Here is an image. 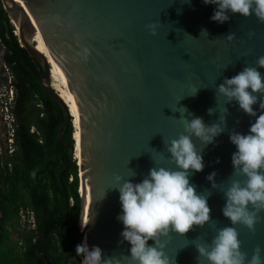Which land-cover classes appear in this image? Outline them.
<instances>
[{"label":"water","instance_id":"95a60500","mask_svg":"<svg viewBox=\"0 0 264 264\" xmlns=\"http://www.w3.org/2000/svg\"><path fill=\"white\" fill-rule=\"evenodd\" d=\"M0 4L16 26L18 44L41 67L39 87L64 109L65 118L57 127L60 138L61 127L67 126L70 117L50 86L48 61L32 40L35 32L74 96L80 244L86 239L89 250L102 249V259L115 257L122 264H133L125 259L131 245L123 240L124 225L117 219L122 208L119 191L112 189L117 187L115 175L139 183L154 166L175 168L166 158L170 155L166 145L185 131V116L201 117L211 125L219 122L227 107L225 131L214 143L204 146L192 137L197 148H203L205 167L189 179L198 194L210 193L212 220L184 236L172 232L170 238H162L164 251L175 257L176 264H209L203 257L198 261L195 244L210 243L219 228L233 226L248 259L257 245L264 257V210L254 234L243 225H231L222 211L224 191L231 181L246 179L233 174L232 154L237 148L230 133L248 134L256 117L216 92L225 77L257 66L258 57L264 55V23L254 14L245 17L231 12L228 21H213L217 5L203 0H0ZM153 22L157 23L155 35L146 27ZM249 32L255 35L250 37ZM229 33H235V39L227 40ZM258 71L264 76V68ZM253 108L257 114L264 111L259 102ZM69 149L72 157L73 146ZM214 171L215 188L206 179ZM90 218L82 232L81 220Z\"/></svg>","mask_w":264,"mask_h":264},{"label":"clouds","instance_id":"9594fccd","mask_svg":"<svg viewBox=\"0 0 264 264\" xmlns=\"http://www.w3.org/2000/svg\"><path fill=\"white\" fill-rule=\"evenodd\" d=\"M185 2L190 3V0ZM203 3L217 5L211 20L219 23L230 19L229 12L245 17L254 14L264 23V0H203ZM146 27L151 29L153 35L156 34V22ZM253 35L254 32H249L250 37ZM225 38L231 41L235 39V33H229ZM256 65L244 67L238 74L231 78L225 77L216 86V92L224 96L227 103L236 101L246 114L256 117L248 134L235 130L230 133V141L237 148L232 154L233 174L246 179L231 181L224 191L226 203L222 209L231 225H243L253 234L260 219L259 213L264 210V111L257 114L253 108L259 102V108L264 110V76L258 71V68H264V55L258 57ZM183 108L185 113L188 112L186 107ZM208 112L211 115L213 108L208 109ZM226 114L211 125H206L201 117L191 114L192 118L188 119L185 116V131L166 145L170 153L166 158L175 168L154 166L139 183L115 175L117 187L112 189L119 191L122 208L117 219L124 225L121 233L123 240L131 245L130 256L125 259L133 264H176L175 257H170L164 251L166 241L162 238H170L172 232L184 236L194 227H203L212 220L207 201L210 193L198 194L189 179L193 172L203 171L205 167L203 148L198 149L192 137L195 136L204 146L214 143L215 138L225 131ZM215 176L214 171L206 177L212 182L213 188L217 186ZM90 220H81L82 228ZM149 240L155 242L154 246L148 244ZM195 247L199 253L198 261L203 257L209 264H264L259 245L250 259L246 252L241 251L239 232L233 226L219 228L210 243L201 240ZM76 255L83 256L82 264H122L119 258L102 259V249L98 246L89 250L86 239L76 246Z\"/></svg>","mask_w":264,"mask_h":264},{"label":"trees","instance_id":"16d2710c","mask_svg":"<svg viewBox=\"0 0 264 264\" xmlns=\"http://www.w3.org/2000/svg\"><path fill=\"white\" fill-rule=\"evenodd\" d=\"M0 58L13 118L12 150L0 155V264H81L73 127L69 120L58 136L64 109L39 87L41 67L18 44L1 4ZM22 214L31 226H19Z\"/></svg>","mask_w":264,"mask_h":264},{"label":"bare ground","instance_id":"6f19581e","mask_svg":"<svg viewBox=\"0 0 264 264\" xmlns=\"http://www.w3.org/2000/svg\"><path fill=\"white\" fill-rule=\"evenodd\" d=\"M14 27L16 26L14 25ZM32 40L35 45V49L43 53L48 61L50 86L58 94V96L62 99V101L66 104L70 121L71 124L73 125L72 127H74V133L72 134V139L74 138L72 157H75V159L77 160L78 159V120H77V108L75 105L74 96L71 93V91L66 87L65 77L60 67L56 64V62L52 59V57L48 54V52L44 48V45L41 42L37 32L34 33ZM81 181H83V176H81ZM81 230L83 232L82 226H81Z\"/></svg>","mask_w":264,"mask_h":264},{"label":"built area","instance_id":"2783aa9c","mask_svg":"<svg viewBox=\"0 0 264 264\" xmlns=\"http://www.w3.org/2000/svg\"><path fill=\"white\" fill-rule=\"evenodd\" d=\"M1 67L4 72L5 81L7 84V91L4 87V92L0 93V109L3 114L4 121H6L7 127L9 130L7 131V146H6V153H9L12 150V128L11 123L13 121L12 115L10 113V103L12 99V86H11V76L9 72L7 71V68L5 65L1 62ZM4 97V98H3ZM2 98L4 100H2ZM30 225H32V218L31 216L28 217L27 220Z\"/></svg>","mask_w":264,"mask_h":264},{"label":"rangeland","instance_id":"374dc122","mask_svg":"<svg viewBox=\"0 0 264 264\" xmlns=\"http://www.w3.org/2000/svg\"><path fill=\"white\" fill-rule=\"evenodd\" d=\"M15 31H16V27L13 26V32L15 33ZM4 87H5V90L7 91V84H6V81H5V76H4L3 69L1 67V60H0V93H3L4 92ZM3 98H2V100H4ZM6 129H7V131L9 130V128L7 127V124H6ZM73 133H74V127H73ZM73 140H74V138H73ZM77 177H78V171H77ZM24 219H26V220L28 219V216H26V214H22V216L20 217L19 222H18L19 223V226H22L24 224V222H25ZM82 260H83V256H82ZM82 260H80L81 264H82Z\"/></svg>","mask_w":264,"mask_h":264},{"label":"flooded vegetation","instance_id":"af4514ba","mask_svg":"<svg viewBox=\"0 0 264 264\" xmlns=\"http://www.w3.org/2000/svg\"><path fill=\"white\" fill-rule=\"evenodd\" d=\"M1 60V58H0ZM7 146V129L3 114L0 109V155H4Z\"/></svg>","mask_w":264,"mask_h":264}]
</instances>
